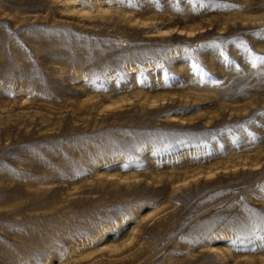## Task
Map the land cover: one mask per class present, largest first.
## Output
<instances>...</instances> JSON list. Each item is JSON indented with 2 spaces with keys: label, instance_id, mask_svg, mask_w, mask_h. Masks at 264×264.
Returning <instances> with one entry per match:
<instances>
[{
  "label": "rangeland",
  "instance_id": "1",
  "mask_svg": "<svg viewBox=\"0 0 264 264\" xmlns=\"http://www.w3.org/2000/svg\"><path fill=\"white\" fill-rule=\"evenodd\" d=\"M0 264H264V0H0Z\"/></svg>",
  "mask_w": 264,
  "mask_h": 264
}]
</instances>
